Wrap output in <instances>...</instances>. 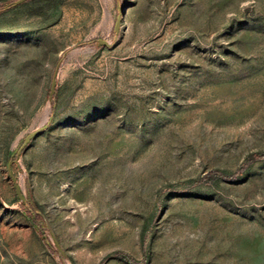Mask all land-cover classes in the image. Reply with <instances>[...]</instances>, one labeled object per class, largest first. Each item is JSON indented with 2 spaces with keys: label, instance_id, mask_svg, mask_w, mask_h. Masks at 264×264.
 Masks as SVG:
<instances>
[{
  "label": "rangeland",
  "instance_id": "374dc122",
  "mask_svg": "<svg viewBox=\"0 0 264 264\" xmlns=\"http://www.w3.org/2000/svg\"><path fill=\"white\" fill-rule=\"evenodd\" d=\"M0 264H264V0L0 12Z\"/></svg>",
  "mask_w": 264,
  "mask_h": 264
},
{
  "label": "trees",
  "instance_id": "16d2710c",
  "mask_svg": "<svg viewBox=\"0 0 264 264\" xmlns=\"http://www.w3.org/2000/svg\"><path fill=\"white\" fill-rule=\"evenodd\" d=\"M16 3L17 2L11 3V4H7L5 6L0 7V12L5 11V10H10V9L14 8ZM51 96L54 98V105H55V103L57 101V98H58V94L55 92L54 94H51ZM13 157L15 159H17L18 158V154L15 153L13 155ZM217 175H219L221 177H224L220 173H217ZM22 205L24 207L23 214L27 218V220L30 222L32 227L35 230H39L40 232H42L41 230H42V226H43V216H42L40 210L36 207L35 204L27 203L26 200L24 202H22ZM42 235H43V239L45 240L46 244L53 249V247L47 241V239L45 238L43 233H42Z\"/></svg>",
  "mask_w": 264,
  "mask_h": 264
},
{
  "label": "water",
  "instance_id": "95a60500",
  "mask_svg": "<svg viewBox=\"0 0 264 264\" xmlns=\"http://www.w3.org/2000/svg\"><path fill=\"white\" fill-rule=\"evenodd\" d=\"M25 1L27 0H19L17 1V5H20L22 3H24ZM119 28H120V19L118 20L116 26H115V32L118 33L119 32ZM100 45H103V46H107L109 45L107 41H100L99 43ZM57 76H58V69L56 70V72L54 73V76H53V81H52V86H51V92L52 94L55 93L56 91V85H57ZM45 129V127L37 130L36 132L30 134L29 136H27L24 140V143L21 147V149L18 151V155L21 154V152L23 151V149L35 138L37 137L43 130ZM9 172L11 174V164L9 165ZM13 182L15 183V188H16V192H17V197L20 201H24L25 200V197L23 195V192L22 190L20 189V187L17 185V182L16 180L13 178Z\"/></svg>",
  "mask_w": 264,
  "mask_h": 264
}]
</instances>
